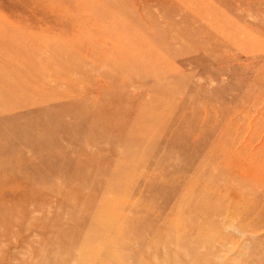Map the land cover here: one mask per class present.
I'll return each mask as SVG.
<instances>
[{
	"label": "bare ground",
	"instance_id": "bare-ground-1",
	"mask_svg": "<svg viewBox=\"0 0 264 264\" xmlns=\"http://www.w3.org/2000/svg\"><path fill=\"white\" fill-rule=\"evenodd\" d=\"M93 1L96 11L111 8L108 0ZM0 2L8 10L0 11L1 231L63 227L66 231L57 233L55 240L73 243L85 238L87 227L113 219L119 226L117 238L128 239L125 248L137 242L132 249L146 256L166 249L165 262L175 264H224L215 245L233 239L228 228L239 224L247 233L264 231V207L256 201L254 189L264 184V70L239 85L234 78L241 73L230 69L231 57L218 73L221 80L224 74L232 77L236 95L223 101L213 98L200 111L194 97L169 98L177 84L167 97L160 92L145 99L144 90L127 94L129 87L102 93L98 86L84 90L79 98L78 85L85 83L86 74L72 71L70 65L69 70L54 65L56 60L72 64L70 50L43 45L41 40L49 41L44 38L51 34L68 37L77 26L84 28L78 12L91 6V0ZM128 6L142 15L151 11L145 7L139 12L128 1L125 11ZM167 19H159V25ZM258 25H246L257 32V39L250 43L249 34L241 43L253 44L255 49L247 47L245 52L255 63L264 56V43H258L264 23ZM157 36L151 33V46ZM201 46V41L193 42V47ZM125 51L136 59L135 52ZM156 55L171 56L162 50ZM125 65L123 59L115 68ZM227 84L212 91L226 99ZM117 143L125 150L116 149ZM175 153L180 157L172 160ZM153 190L157 196L140 212L130 216L117 209L131 206L122 195L146 197ZM136 231L142 233L139 241L133 237ZM259 243L252 244L246 259L237 255L228 264H254ZM149 259L146 263L154 264Z\"/></svg>",
	"mask_w": 264,
	"mask_h": 264
},
{
	"label": "rangeland",
	"instance_id": "rangeland-1",
	"mask_svg": "<svg viewBox=\"0 0 264 264\" xmlns=\"http://www.w3.org/2000/svg\"><path fill=\"white\" fill-rule=\"evenodd\" d=\"M108 1L111 8L107 12L96 11L93 0L92 3L89 2L91 6L82 7L78 13L81 14V24L84 28L77 26L71 31L72 35L58 37L51 34L49 38H44L49 41L41 40L43 45L48 44L55 49L66 47L70 50L72 64H58L56 60L57 64L54 65H64L68 70L70 68L81 75L86 74L85 83L78 85L80 91L76 96L79 98L85 94L84 90L98 86H101L102 93L129 87L127 94L134 90H144L145 99L160 92L167 97L172 85L177 84L178 90L169 98L179 100L183 99L184 95L194 97V106L200 111L213 98L218 97L223 101L235 96V80L239 85L241 83L243 85L244 78L264 70V56L260 57L258 59L260 62L257 63L253 62L255 59L252 57L247 59L245 50L247 47L254 50L253 44L249 46L245 44L243 47L241 45L246 35L251 34L250 43L257 39V32L246 29V25L259 28L261 25L258 23H264V0ZM127 1L139 12L145 7H150L151 11L142 15L130 6L126 7L127 11H125ZM2 6L0 2V11L4 14L8 13V10ZM163 17L168 19L159 25ZM241 22H243L242 27ZM138 25L144 26V29L136 31L134 28ZM59 30L61 27L58 28ZM151 33L162 36H157L152 46ZM230 40L236 42L231 45ZM194 41H201L202 46L193 47ZM258 43H264V35L260 36ZM223 46L230 48L225 49ZM126 49L135 52L136 59L130 54L125 55ZM160 50L171 56L166 58L157 56L156 53ZM231 57L233 63L230 69L237 70L236 72L241 73V76L238 79L235 76L233 81L232 77L224 74L221 80L218 72L224 70V65L229 64ZM216 58H219L221 63H213L212 60ZM123 59L126 62L125 67L116 69L115 65ZM150 72L156 77L149 76ZM81 75L79 77H82ZM90 78H94L95 81L91 83ZM222 83H228V88L224 87L226 99L225 95L221 96L212 91L221 88ZM207 86L212 89H205ZM245 89L242 88L243 91ZM252 91L257 92L256 89ZM241 106L242 104L238 108L241 109ZM195 119L202 121V117ZM115 148L125 150L124 145L120 143H117ZM146 148L148 149V146ZM162 152L160 149L157 155ZM27 153L32 156L33 151L27 150ZM109 153L108 150L104 152L105 155ZM179 157L180 154L175 153L172 160ZM122 161L123 158H120L118 162ZM140 187L142 188L143 184L140 183ZM254 189L258 191L255 194L256 201L264 207V184L257 183ZM156 192L153 190V194H148L146 197L135 195L126 198V195H122L121 198L128 201L131 206L117 207V209L132 216L140 212L143 205L152 204L157 196ZM132 205H136V209H131ZM161 208L162 206L158 207V211ZM64 215L69 218L67 213H63ZM90 227L93 228L90 230L87 227L83 230L85 238L81 237L77 242L74 241L75 243L55 240L57 233L66 231L63 227L50 230L29 227L13 229L10 230L11 233L0 230V264H147L148 258L154 264H175L173 260L165 262L162 252L166 249L149 252L146 256L132 249L133 246L139 245L137 242H133L129 249L125 248L124 242L128 239L126 236L117 238L119 226H116L113 219ZM250 228H254V225ZM262 231L263 229L260 230V235L255 232L247 233V228L236 224L226 230L233 236L232 240L216 243V254L221 257L222 263L228 264L237 255L246 259L252 251V244L260 242L255 248L258 257L255 258L254 264H264V257L261 255V252H264V231ZM140 235L142 233L136 231L133 237L139 241ZM151 237V233H147V239L152 241ZM206 247V244L201 245L200 251H206ZM198 264L202 263L198 262Z\"/></svg>",
	"mask_w": 264,
	"mask_h": 264
}]
</instances>
